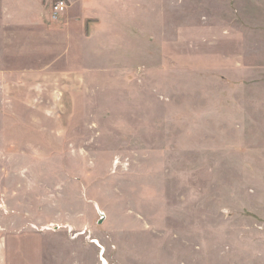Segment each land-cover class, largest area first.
Segmentation results:
<instances>
[{
  "label": "rangeland",
  "instance_id": "374dc122",
  "mask_svg": "<svg viewBox=\"0 0 264 264\" xmlns=\"http://www.w3.org/2000/svg\"><path fill=\"white\" fill-rule=\"evenodd\" d=\"M54 1L0 0V264H264V0Z\"/></svg>",
  "mask_w": 264,
  "mask_h": 264
},
{
  "label": "built area",
  "instance_id": "2783aa9c",
  "mask_svg": "<svg viewBox=\"0 0 264 264\" xmlns=\"http://www.w3.org/2000/svg\"><path fill=\"white\" fill-rule=\"evenodd\" d=\"M65 7L64 0H56L51 4V17L57 18Z\"/></svg>",
  "mask_w": 264,
  "mask_h": 264
},
{
  "label": "water",
  "instance_id": "95a60500",
  "mask_svg": "<svg viewBox=\"0 0 264 264\" xmlns=\"http://www.w3.org/2000/svg\"><path fill=\"white\" fill-rule=\"evenodd\" d=\"M99 211H100V210H99ZM100 214H101V217H102V215H103V214H102V211H100ZM98 221H101V218H100Z\"/></svg>",
  "mask_w": 264,
  "mask_h": 264
}]
</instances>
